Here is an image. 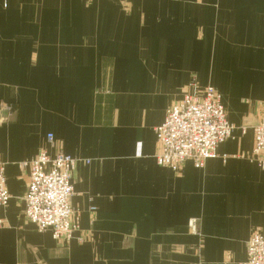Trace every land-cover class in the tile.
Segmentation results:
<instances>
[{
  "label": "crops",
  "instance_id": "obj_1",
  "mask_svg": "<svg viewBox=\"0 0 264 264\" xmlns=\"http://www.w3.org/2000/svg\"><path fill=\"white\" fill-rule=\"evenodd\" d=\"M206 86L231 137L201 167L157 165L166 110ZM263 102L264 0H0V264L244 263L264 233V168L246 158ZM49 133L80 160L70 206L83 243L23 217L19 164L53 154Z\"/></svg>",
  "mask_w": 264,
  "mask_h": 264
},
{
  "label": "built area",
  "instance_id": "obj_2",
  "mask_svg": "<svg viewBox=\"0 0 264 264\" xmlns=\"http://www.w3.org/2000/svg\"><path fill=\"white\" fill-rule=\"evenodd\" d=\"M12 109V106H5L8 114ZM233 129L214 88L206 86L199 93H185L166 110L163 122L154 130L158 144L156 163L173 172L186 161L201 167L205 160L217 157L218 146L231 137ZM241 133L245 134V128H241ZM46 141L54 150L52 155L47 150H39L32 159L19 164L21 169L28 170L23 217L38 232L49 231L55 241L76 239L83 243L82 237H74L78 216L70 206L72 173L80 160L57 150L52 134L46 135ZM226 158L224 155L223 159ZM246 158L258 168H264V102L254 127L252 150ZM8 201L4 166L0 164V211ZM2 225L0 218V227ZM188 228L198 234L197 220H189ZM242 264H264V233L251 234L246 242V260Z\"/></svg>",
  "mask_w": 264,
  "mask_h": 264
},
{
  "label": "rangeland",
  "instance_id": "obj_3",
  "mask_svg": "<svg viewBox=\"0 0 264 264\" xmlns=\"http://www.w3.org/2000/svg\"><path fill=\"white\" fill-rule=\"evenodd\" d=\"M221 102V101H220ZM263 108V107H262Z\"/></svg>",
  "mask_w": 264,
  "mask_h": 264
}]
</instances>
